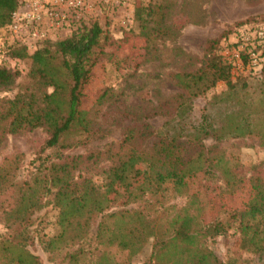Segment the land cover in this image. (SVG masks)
I'll return each instance as SVG.
<instances>
[{
    "label": "trees",
    "instance_id": "obj_1",
    "mask_svg": "<svg viewBox=\"0 0 264 264\" xmlns=\"http://www.w3.org/2000/svg\"><path fill=\"white\" fill-rule=\"evenodd\" d=\"M18 1L0 0V41L4 59L29 60L28 86L17 90L11 98H0V141L6 135H20L39 127L45 131V138L25 172L22 153L0 163V193L9 192V205L5 207L0 202L4 228L0 260L4 264H42L39 256L27 249L34 242L28 228L34 214L50 203L56 210L57 232L46 245L62 241L77 244L68 255L72 264L86 255L90 264H264V176L258 173L248 176L252 193L240 207L223 210L206 222L184 210L164 227L142 209L125 208L143 196L181 194L184 178L196 171L210 175L216 172L214 177L224 193L236 190L240 173L237 163L210 150L214 145L204 147L206 138L220 142L228 135L252 136L264 145V114H257L255 108L248 105V111L243 113L239 107L237 112L226 115L221 124L215 123L208 111L221 100H238L237 82L230 79V66L216 53L226 31L204 40L197 68L170 74L180 91L178 101L173 106L171 122L162 125L161 133L155 135L150 145L146 139L152 133L147 124L138 133L131 127L125 129L116 145V163L108 168L107 180L98 189L81 175H73L80 160H96L97 155L66 156L62 150L82 144L96 134L80 110V97L92 67L104 55L110 40V34L99 22L106 15L79 23L68 29L63 38L43 40L28 51L8 29L10 13ZM168 14V6L160 3L133 7L136 29L131 32L144 40V55L154 49L155 39L175 36L166 21ZM254 19L246 17L232 25ZM19 74L15 68L0 65V89L11 86ZM218 82H223L225 90L209 94ZM208 95L205 103L209 107L202 106L195 115L191 100ZM48 151L53 152L52 158L46 157ZM117 193H121L122 200L116 203ZM115 206L118 208L113 209ZM97 217L95 230L87 237L90 224ZM88 238L96 244L86 251L81 242ZM149 238L146 257L131 261V255ZM218 238L229 240L223 250L216 246ZM105 247H111L110 251L122 259L109 256Z\"/></svg>",
    "mask_w": 264,
    "mask_h": 264
},
{
    "label": "rangeland",
    "instance_id": "obj_2",
    "mask_svg": "<svg viewBox=\"0 0 264 264\" xmlns=\"http://www.w3.org/2000/svg\"><path fill=\"white\" fill-rule=\"evenodd\" d=\"M147 2L168 6L169 14L166 21L175 36L162 40L155 39L154 49L144 55L142 49L144 40L131 32L136 29L132 22V11L133 7ZM125 4L120 12L127 13L129 19L123 27L112 23L114 16L112 18L107 12L102 14L106 16L99 22L110 34V40L104 47V55H101L92 67L81 92L80 110L86 114L92 127L96 129V134L82 144L62 150V154L66 156L79 154L84 157L89 153L97 155L96 160H80L73 175H81L98 189L107 180L108 168L116 163V145L120 142L125 129L131 127L138 133L144 124H147L148 131L152 133L146 139L150 145L156 139L155 135L161 133L162 125L166 121L171 122L173 106L176 100L178 101L180 91L172 83L170 74L197 68L201 61L204 40L216 37L222 31H226L225 37H229L236 27L232 25L234 21L250 16L256 17L252 20L255 22L264 20V0H125ZM116 14L118 16L119 12ZM67 33V30L62 31L50 39H61ZM225 37L220 39L216 49L219 57ZM4 58L0 41V65L15 68L20 72L11 86L0 89V98H11L17 90L28 86L26 73L29 60ZM262 69L252 74L242 67L230 68V79L237 82L238 107L234 105L237 101L230 99L221 100L209 107L205 103L208 95L192 99V111L198 115L202 106H208V111L217 124L226 120V115L234 110L237 112L241 109V112L246 113L248 105L255 108L257 114L263 115ZM223 90H225L223 82H218L209 94L221 93ZM105 91L106 94L103 95ZM44 138L45 131L40 127L20 135H6L0 141V163L3 160L7 161L15 153H22V172H25V167ZM203 143L206 148L214 145L215 148L212 147L210 150L219 151L217 154L221 153L226 160L237 163L240 173L236 190L224 193L219 189L218 178L214 177L216 172L212 176L196 171L184 178L185 188L181 194L163 192L143 196L125 208L136 207L140 211L142 209L147 216L155 218L156 223L167 227L169 220L184 210L193 212L200 220L206 222L220 215L223 210L240 207L252 193L248 176L252 173L264 176V145H260L256 137L229 135L226 140L220 142L206 138ZM46 153V157H53V152ZM214 153L209 152L216 156ZM30 167L32 165H29ZM8 194L9 192L0 193V202L5 207L9 205ZM120 195L121 193L116 194V203L122 200ZM55 211L51 204L47 203L34 214L28 228L34 236V242L27 249L39 256L42 264H72L68 255L78 247L77 244L71 245L62 241L46 245L47 240L57 232L54 225ZM98 217L90 224L87 237L93 234ZM3 233L0 214V238L4 236ZM149 243L151 238L142 243L140 249L131 255V261L137 262L146 257ZM228 243L229 240L218 238L216 246L218 250H223ZM94 244L96 242L91 238L81 242L82 248L86 251ZM100 248L104 249L103 246ZM105 249L109 251V256L122 259L117 253L110 251L111 247ZM0 264H4V261L0 260ZM74 264H90V259L86 255Z\"/></svg>",
    "mask_w": 264,
    "mask_h": 264
},
{
    "label": "built area",
    "instance_id": "obj_3",
    "mask_svg": "<svg viewBox=\"0 0 264 264\" xmlns=\"http://www.w3.org/2000/svg\"><path fill=\"white\" fill-rule=\"evenodd\" d=\"M125 5V0H19L10 13L8 29L27 49L34 50L43 40L104 12L114 16L113 24L123 27L129 19L127 13L120 12ZM220 49L221 59L230 68L258 73L264 65V20L236 26Z\"/></svg>",
    "mask_w": 264,
    "mask_h": 264
}]
</instances>
